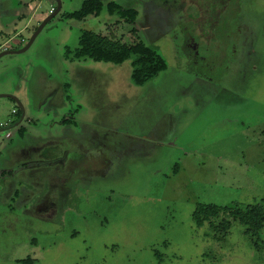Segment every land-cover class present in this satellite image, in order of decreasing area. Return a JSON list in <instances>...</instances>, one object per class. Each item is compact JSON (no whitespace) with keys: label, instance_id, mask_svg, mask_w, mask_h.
<instances>
[{"label":"rangeland","instance_id":"1","mask_svg":"<svg viewBox=\"0 0 264 264\" xmlns=\"http://www.w3.org/2000/svg\"><path fill=\"white\" fill-rule=\"evenodd\" d=\"M16 1L0 0V48L19 51L46 25L27 52L0 59V94L28 112L0 133V170L12 167L10 151L22 142L67 143L56 144V158L23 157L10 182L23 186L11 201L0 175L1 258L21 245L16 257L27 264H264V227L253 236L227 214L202 227L194 219L200 205L264 208V0H207L214 8L195 20L186 7L166 11L163 0H100L102 14L84 20L67 15L86 0H61L54 15L53 0ZM113 1L136 9L137 22L111 16ZM171 30L174 38L162 39ZM84 31L125 45L139 39L167 70L136 86L134 58L71 61L67 51L79 48ZM13 110L14 101L0 98V128L18 121ZM27 192L56 205L52 218L25 211ZM224 219L232 222L226 232L216 228Z\"/></svg>","mask_w":264,"mask_h":264},{"label":"trees","instance_id":"2","mask_svg":"<svg viewBox=\"0 0 264 264\" xmlns=\"http://www.w3.org/2000/svg\"><path fill=\"white\" fill-rule=\"evenodd\" d=\"M205 1L208 3L207 0ZM221 2H226V0ZM107 9L111 16H118L129 23H134L139 15L136 9L123 7L115 2L108 4ZM103 10L104 4L101 1L88 0L84 2L79 11L68 14L67 18L83 20L91 15L100 16ZM71 58L73 61L90 59L95 62L116 65L123 64L134 58L131 77L136 86H145L160 73L167 70L164 57L152 46H147L143 42L125 45L89 31L81 34L79 48L72 53ZM221 214L230 215L233 221H237L245 226L248 235L254 236L258 234L264 227V208L262 204L248 206L244 210L235 208L233 211H230L227 207L220 208L213 205H200L194 213V219L197 225L202 227L205 223L219 218ZM231 226L232 222L224 219L216 228H221L226 232ZM21 263L24 262L22 261ZM24 264L27 263L25 262Z\"/></svg>","mask_w":264,"mask_h":264},{"label":"flooded vegetation","instance_id":"3","mask_svg":"<svg viewBox=\"0 0 264 264\" xmlns=\"http://www.w3.org/2000/svg\"><path fill=\"white\" fill-rule=\"evenodd\" d=\"M55 3V5H57V7L55 8L54 6L52 7V9H51V11H50V13H52L53 15L56 13V10L58 9V3H60L61 4V6H62V2H61V0H53ZM86 1H88V0H86ZM100 1V0H99ZM145 2H144V4H146L147 6H148V4H150V3H153V1L154 0H144ZM156 1V0H155ZM158 1V3H161V1L162 0H157ZM17 3H21L19 0L18 1H16ZM85 2V1H84ZM114 2V1H113ZM189 2V3H188ZM103 3V2H102ZM110 3H112V2H110ZM109 3V4H110ZM116 3V2H115ZM84 4V3H83ZM162 5H167V10L166 11H168L170 8H168V7H178V8H182L183 9V13H184V8H185V10H187V8H189L190 9V11H191V13H192V16H190V19L191 20H195L194 19V15L196 14V17H197V19L198 18H200L201 16H203V14L205 13V12H208V10L210 11L211 9H213L214 7H211L210 8V5H209V2L208 3H206V1L205 0H163V2L161 3ZM187 5V6H186ZM83 6V5H82ZM28 8V7H27ZM26 11H28V9H26ZM139 13V12H138ZM71 14V13H70ZM102 14V13H101ZM16 15V14H15ZM17 16V15H16ZM18 16H24V13L23 12H21V11H18ZM94 16V15H93ZM139 16V15H138ZM89 17V16H88ZM98 17V16H97ZM87 18V17H86ZM85 18V19H86ZM182 18H184L183 16L180 18V20L177 22V23H179V22H181V19ZM69 19H72V18H69ZM121 19V18H120ZM138 19V18H137ZM196 19V20H197ZM84 20V19H83ZM123 20V19H122ZM147 21H148V15H147ZM137 22V20L134 22V23H131V24H135ZM176 23V24H177ZM147 27V26H146ZM197 29V28H196ZM172 31L173 30H171V32L170 33H165V32H163L162 34L164 35V37H162V39H164V40H167V39H173V38H171V37H169L168 38V35L167 34H171L172 35ZM85 32V31H84ZM89 32H91V31H89ZM142 32L146 35H148V36H150V34H152V31H151V33L148 31V29H143L142 30ZM94 33V32H93ZM199 33V32H198ZM96 34V33H95ZM177 34V33H176ZM98 35V34H97ZM100 36H102V35H100ZM103 37H106V36H103ZM107 38H109V37H107ZM109 39H111V38H109ZM161 39V40H162ZM203 39V38H202ZM111 40H113V39H111ZM203 40H205L206 41V38L204 37V39ZM22 42L23 43H26V41L24 40V39H22ZM138 42H142V41H139V39H138ZM138 42H136V43H138ZM172 42V41H171ZM182 42V41H181ZM235 42H236V40H235ZM144 43V42H143ZM173 45H176V44H178V47H179V45H180V40H179V37H177V35H176V37H175V41L173 40ZM237 43V42H236ZM145 44V43H144ZM186 46H188V48L190 49V51H191V55H197V46H196V44H195V40L193 39V37H190V40L189 41H187V45ZM1 49V48H0ZM10 50H15V49H13V48H8V49H3V50H1L0 51V53L1 52H3V51H10ZM76 51V50H75ZM74 51V52H75ZM74 52H72L70 49H69V51H67V54H66V56H67V58L69 59V60H71V61H73L72 60V58H71V56H72V53H74ZM243 59V58H242ZM241 62H242V60H241ZM240 62V63H241ZM148 84V83H147ZM13 101V100H12ZM13 114H19L20 116H21V113H20V111H17V110H13ZM20 118V117H19ZM19 120V119H18ZM65 122H67V121H65ZM64 122V123H65ZM6 125H8V124H6ZM8 135H10V134H8ZM8 135H7V137H8ZM10 137V136H9ZM67 140V139H66ZM66 140H61V139H59V140H57L56 141V144H59V146H61V147H63V146H65V144L67 143V141ZM58 146H56V148H57ZM55 151H57L56 149H55ZM64 152V151H63ZM63 152H61V153H63ZM54 156V158H56L57 156H58V154H53ZM57 161V160H56ZM66 165V164H65ZM65 165H62V168L63 167H65ZM1 175V174H0ZM1 177H3L2 179H4V182H5V186H7V190H5V191H3L4 192V195L6 196L8 193H9V191H12L13 189H14V191L16 192V194H14V196H13V194H12V196L10 197L9 195L7 196V200L8 199H10V201L12 200V198L14 197V198H16L17 196H18V194L20 193V190L22 189V186L23 185H21V184H18L17 183V185H16V187L15 186H13L10 182L11 181H13V176H12V173L10 174V172H8V171H6V172H4L2 175H1ZM15 180V179H14ZM36 184V183H35ZM21 185V186H20ZM37 185V184H36ZM51 185V184H50ZM37 186H39V183H38V185ZM52 187V191H53V186H51ZM20 188V189H19ZM46 191H47V189H46ZM2 192V193H3ZM44 193H45V191H44ZM50 194V193H49ZM48 194V195H49ZM32 196H30L32 199L34 198V200H32V199H30L31 201H30V209H32L33 207V205H32V203H34L35 201L37 202V201H39V202H37V206L36 207H39V211L37 210V208L35 209V208H33V210H32V212L33 211H35L36 213H39L40 215H39V217L40 218H45V216H50V218H52V216H53V214L55 213V209H56V205L53 203V204H50L49 202H48V200L49 199H47V196L45 195V197H43V198H36L35 199V195H34V193L33 194H31ZM54 196V195H53ZM53 196H52V194H51V196L49 197V198H53ZM9 197V198H8ZM32 205V206H31ZM28 210V209H27ZM27 210H25V211H27ZM10 211H12V210H10ZM15 211V210H14ZM14 211H12V212H14ZM12 212H10V213H12ZM27 212H29V211H27ZM12 214H14V213H12ZM12 214H10V216H12V217H14V219H15V222L17 223V224H19L20 222H21V227L22 228H24V229H29L30 228V225H29V223H28V225H27V223H26V221H25V219H23L24 217H23V215L22 216H20V215H18V216H16L15 214L14 215H12ZM33 215H35V214H33ZM31 216V215H30ZM26 217V216H25ZM31 217H34V216H31ZM26 218H29V216L28 217H26ZM29 220L30 219H28V222H29ZM40 221H42V219H40ZM23 262L25 263L26 262V260H23ZM23 263V264H24Z\"/></svg>","mask_w":264,"mask_h":264},{"label":"crops","instance_id":"4","mask_svg":"<svg viewBox=\"0 0 264 264\" xmlns=\"http://www.w3.org/2000/svg\"><path fill=\"white\" fill-rule=\"evenodd\" d=\"M27 113L28 112L26 111V115H27ZM29 120L31 122L33 121L32 119H29ZM8 138H11L12 139V135H10V137H8ZM74 145L76 147H78V149L81 152L83 151V149H82L83 146L82 145H80L77 142H75ZM55 147H56V141L55 140H47L45 143L44 142L38 143L36 145V147H30L27 144H25V143L22 142L18 146L13 147L11 149V151H10V161H6L7 163L8 162L9 163H12V167L11 168H7V169L0 170V174H3L6 171L10 172V174H11L13 169L18 168V165H22V162H24V158L23 157L25 155H28L29 156V155H31L33 153H38L40 155L41 154H46L48 157H53L54 156L53 154H55ZM30 157H32V155ZM29 161H30V159H28L26 161V162H28L27 164L23 163V165H25V166L27 165L29 168H31L32 165H33V163H32V161H30V162ZM12 194H13V196H14V194H16V192L14 191V189L12 191H9V193L7 194V196L10 195V197H11ZM31 194H32V192H27L26 193L27 196H32ZM30 208L27 211L33 210V209H30ZM36 208L39 211V207H36ZM27 243H29V242H27ZM0 247L3 248L4 246H0ZM21 248H22L21 245H17V246H13V248H11V250L10 249L9 250L6 249L8 251L4 250L5 251L4 254L10 255V257L8 259H6V258L5 259H2L1 256H0L1 261L10 262V263L12 262V263H16V264H23V263H21L23 261V259H21L19 257H16V255L19 252V249H21ZM0 254H2V252H0Z\"/></svg>","mask_w":264,"mask_h":264},{"label":"water","instance_id":"5","mask_svg":"<svg viewBox=\"0 0 264 264\" xmlns=\"http://www.w3.org/2000/svg\"><path fill=\"white\" fill-rule=\"evenodd\" d=\"M58 4L59 5H58V9L56 10V13L60 12V10L62 8L61 4L60 3H58ZM45 25H46V22H43L41 24V26L39 27L37 32L33 35V37L31 38V40L29 41V43L27 44L26 47H24L23 49H21L19 51H16V50L3 51V52L0 53V59L3 58L6 55H9V54L20 55L22 53L27 52L29 50V48L33 45V43H34L35 39L37 38V36L43 30ZM0 98H8V99L13 100L16 103V105L18 106V108L20 110V113H21V116H20L18 121H16L13 124L4 125V126H2L0 128V133H3V132L10 131V130L16 128V127H19L23 123V121L25 120V117H26V109H25L23 103L16 96H12V95H9V94H0Z\"/></svg>","mask_w":264,"mask_h":264},{"label":"built area","instance_id":"6","mask_svg":"<svg viewBox=\"0 0 264 264\" xmlns=\"http://www.w3.org/2000/svg\"><path fill=\"white\" fill-rule=\"evenodd\" d=\"M3 49H5V48H1L0 51L3 50ZM9 136H10V135H8V137H9Z\"/></svg>","mask_w":264,"mask_h":264}]
</instances>
